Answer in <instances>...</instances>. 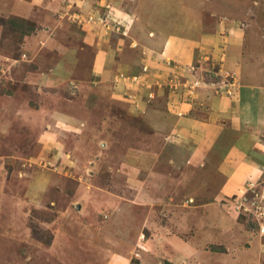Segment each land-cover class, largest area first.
Returning <instances> with one entry per match:
<instances>
[{
  "label": "rangeland",
  "instance_id": "obj_1",
  "mask_svg": "<svg viewBox=\"0 0 264 264\" xmlns=\"http://www.w3.org/2000/svg\"><path fill=\"white\" fill-rule=\"evenodd\" d=\"M151 3L41 0L32 14L0 11V264H264V231L233 209L239 194L222 199L237 217V226L225 219L226 241L206 238L192 251L205 224L184 219L186 202L211 175L196 179L206 151L197 164L181 147L184 130L231 122L226 104L241 79L225 67L223 37L238 18L259 19L264 0H178V35L202 31L213 42L179 48L161 66L151 59L160 49L123 12ZM111 47L119 63L139 57L134 71H94L96 53ZM227 247L232 255H213Z\"/></svg>",
  "mask_w": 264,
  "mask_h": 264
},
{
  "label": "crops",
  "instance_id": "obj_2",
  "mask_svg": "<svg viewBox=\"0 0 264 264\" xmlns=\"http://www.w3.org/2000/svg\"><path fill=\"white\" fill-rule=\"evenodd\" d=\"M39 1L41 0H22L20 2L17 0L11 4L3 2L5 6L0 8V11H12L21 15L32 14L31 9L34 10L33 8ZM150 2H152V5L150 4L149 9L139 11L132 7V4H128L127 9L123 12H125L126 17L132 16L134 19L136 17V26L142 30L143 39L145 38L146 41L152 43L154 49H160L158 52L155 51L161 56L160 59L156 61L155 57L151 58L153 64L164 65L163 57L167 60L171 56L170 54L177 53L179 48L189 47V44L200 47L213 42L211 34H202V31L192 37L193 40L188 35H178V30H182L178 28V0H150ZM262 5L264 4L261 3L257 7L260 12L256 18L259 19L253 20L250 18L251 15H247L248 18H243L240 22L238 18L237 22L234 21L228 27V34L223 37L229 50L225 67L235 69L241 79V88L238 91L236 101H229L226 104L228 111L230 110L227 114L231 116V122L229 124L225 123L222 127H215L208 123L207 128H204L206 123L202 122L199 129L194 128V131L184 130L186 136H188L186 137L188 142L183 141L181 147L185 148V152H190L193 163L202 164L207 159L213 165L212 168H208V163L207 170L199 169L201 172L199 176H196V179L204 174L211 175V179L196 186V197L191 196L192 202H186L191 210L188 211L184 219H195L199 224L200 222L205 224V228L200 232V235H198L199 231L197 235H193L192 251L195 250V247H198V243H204L205 240H208L206 238L214 237L213 239L219 240L222 237L223 241H226L227 236L230 235L227 234L228 222L231 221L233 226L237 224L235 220L237 217L234 214L231 216H228L227 213L224 214L225 204L222 199L230 195L241 194V191L245 189L250 181L258 182V180H262L264 182V137H258L257 139L250 135L252 129L264 128V8ZM257 9L255 8L256 12ZM142 14L143 20L140 21ZM172 14L174 16L168 21L166 16ZM254 23L258 26L255 29L259 33L256 37L258 43H256V40L250 41V36H248V32L252 30L251 27ZM133 24L134 22H131V26ZM191 27L193 30L194 26H190L187 30H190ZM218 39H216V42L222 41ZM116 50L117 53L118 50L121 51L111 47L106 52H97L94 58V71L101 73V75L104 74L107 78L112 76V69L115 65H122L123 69H127L126 71H134V63L137 62V59L139 60V57L130 58L129 62H124L125 65L119 63L115 58ZM148 58L146 57L145 60L148 61ZM159 72L161 77L166 76V71L159 69ZM151 107L148 106V110ZM181 131L184 133L182 129ZM202 150L206 151L205 159L200 157V153L204 154ZM202 159L204 160L202 161ZM215 161H217L216 165L213 164ZM203 172L205 173L203 174ZM225 219H230V221L225 224ZM230 230L233 232L231 228ZM255 239L253 245L258 244ZM224 246L226 247V243ZM250 246L249 248H251ZM249 250L247 249L245 253H249ZM213 255L228 256L232 253L231 249L227 247L226 251L222 253L214 252ZM199 256L200 253L192 257L193 263L195 258L198 259Z\"/></svg>",
  "mask_w": 264,
  "mask_h": 264
},
{
  "label": "built area",
  "instance_id": "obj_3",
  "mask_svg": "<svg viewBox=\"0 0 264 264\" xmlns=\"http://www.w3.org/2000/svg\"><path fill=\"white\" fill-rule=\"evenodd\" d=\"M96 14L89 15L85 18V21L96 22ZM101 23L105 21L100 18ZM81 22V19H80ZM119 29V28H118ZM137 78V77H135ZM199 82V81H198ZM197 85V83L195 82ZM259 183L250 181L247 183L245 189L241 194L237 195L235 200H233V209L243 215H254L257 222L260 223V230L264 231V186L261 190L257 189ZM231 205V206H232Z\"/></svg>",
  "mask_w": 264,
  "mask_h": 264
},
{
  "label": "water",
  "instance_id": "obj_4",
  "mask_svg": "<svg viewBox=\"0 0 264 264\" xmlns=\"http://www.w3.org/2000/svg\"><path fill=\"white\" fill-rule=\"evenodd\" d=\"M80 207V206H79Z\"/></svg>",
  "mask_w": 264,
  "mask_h": 264
}]
</instances>
